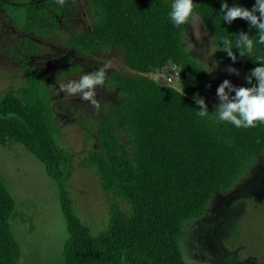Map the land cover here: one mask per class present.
<instances>
[{"label": "trees", "instance_id": "1", "mask_svg": "<svg viewBox=\"0 0 264 264\" xmlns=\"http://www.w3.org/2000/svg\"><path fill=\"white\" fill-rule=\"evenodd\" d=\"M234 0H225L229 6ZM221 53L222 38L233 42L237 64L245 75L260 65L264 45L240 57L235 41L241 31L255 37L257 30L237 19L223 21L221 0H193ZM90 32L69 30L64 46L88 56L106 46L120 48L129 68L148 73L166 61L180 69L184 92L164 88L143 75L111 74L124 98L110 105L96 122L95 148L79 160L94 171L100 187L114 200L107 225L98 233L80 222L67 186L71 156L54 135L50 109L32 80L19 93L7 90L0 98V145L22 144L55 183L68 237L62 246V264H188L180 242L185 223L199 217L212 195L230 186L245 166L264 153V124L237 128L210 114L201 118L194 96L206 98L205 70L181 40L186 26L175 27L171 4L162 0H89ZM28 14L19 19L26 35L22 54L31 55L38 43L30 37L38 26ZM253 79V84H255ZM252 85H250L251 87ZM259 141V142H257ZM120 202L129 205L128 210ZM14 200L0 180V264H17L20 247L10 229Z\"/></svg>", "mask_w": 264, "mask_h": 264}, {"label": "rangeland", "instance_id": "2", "mask_svg": "<svg viewBox=\"0 0 264 264\" xmlns=\"http://www.w3.org/2000/svg\"><path fill=\"white\" fill-rule=\"evenodd\" d=\"M172 4V0H162ZM233 4L249 10L255 0H234ZM30 15L37 24V52L22 54L19 19ZM208 35L197 42L186 26L181 40L188 53L207 74L205 102L214 116L218 105L216 90L225 80L234 86L250 87L240 66L219 50L208 25ZM89 0H66L64 6L53 0H0V98L7 90L19 93L30 80L39 86L50 109V118L58 144L71 156L67 186L80 222L93 234L101 231L109 219L113 198L100 187L94 171L83 169L79 160L87 148H95L93 131L110 105H120L124 98L109 79L111 74L143 75L164 88L184 92L180 69L166 61L148 73L128 67L124 52L114 46L79 56L64 46L69 30L90 32ZM111 59L116 68L107 75L103 89H97L101 109L96 112L79 96L59 92V84L79 80ZM229 66L240 73L230 75ZM211 85V88L208 87ZM234 95V93H232ZM0 180L14 200L10 229L20 247L17 264H62V246L68 232L58 201L55 183L43 165L25 147L13 141L0 145ZM120 207L129 205L120 202ZM180 250L188 264H264V153L250 161L230 186L216 191L202 214L185 223Z\"/></svg>", "mask_w": 264, "mask_h": 264}, {"label": "clouds", "instance_id": "3", "mask_svg": "<svg viewBox=\"0 0 264 264\" xmlns=\"http://www.w3.org/2000/svg\"><path fill=\"white\" fill-rule=\"evenodd\" d=\"M53 2L64 6L66 0H53ZM72 2L75 3V0ZM195 9L196 4L193 0H172L169 19L175 27L190 26L195 40L202 42L208 33L201 16ZM221 13H223V21L229 25L241 19L248 22L250 30L252 28L257 30L255 37H251L244 31L235 35L237 37L235 48L240 57L257 51V43L264 45V0H255L251 10L237 4L229 6L225 0H221ZM221 43L224 45L223 52L233 63L237 62L233 42L228 38H222ZM254 63L260 66L253 68L245 76L246 83L252 85L251 87H237L227 79L218 86L216 95L219 103L214 106V116L218 118V122L231 123L237 128H256L264 124V55H256ZM115 68L116 65L111 59L105 60L95 71L83 74L79 80L60 83L59 92L67 96H79L82 101L90 103L94 110L99 112L101 103L97 99V89L104 88L108 73ZM225 70L230 75H240L239 71L231 66ZM253 79H255V84H253ZM208 87L211 88V85ZM193 99L200 109L197 115L201 118L209 116L205 99L200 97L199 93Z\"/></svg>", "mask_w": 264, "mask_h": 264}]
</instances>
